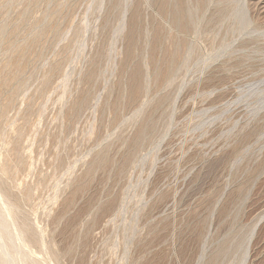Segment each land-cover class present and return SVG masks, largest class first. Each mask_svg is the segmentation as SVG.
Segmentation results:
<instances>
[{
    "label": "rangeland",
    "instance_id": "rangeland-1",
    "mask_svg": "<svg viewBox=\"0 0 264 264\" xmlns=\"http://www.w3.org/2000/svg\"><path fill=\"white\" fill-rule=\"evenodd\" d=\"M0 189V264H264V0H0Z\"/></svg>",
    "mask_w": 264,
    "mask_h": 264
},
{
    "label": "bare ground",
    "instance_id": "bare-ground-1",
    "mask_svg": "<svg viewBox=\"0 0 264 264\" xmlns=\"http://www.w3.org/2000/svg\"><path fill=\"white\" fill-rule=\"evenodd\" d=\"M0 201L2 202H0L1 204H0V208H2L3 206H4V208H3V213L0 211V253L2 254V255H5V256H10V253L12 252L11 251V245L12 244H10V246L6 243V242H4V239H5V236H6V234L7 233H10V230L12 229V228H14V227H12L11 228V226L12 225H10V222H12V221H8V215L11 217L16 211V207L14 206V204L10 201V199H9V197H7V196H5L4 195V193L2 192V190L0 189ZM3 204V206L1 207V205ZM264 217V212L262 213V214H260L257 218H256V220H254V223L252 224V226L250 227V231H249V233H248V235L246 236V252L244 253L245 255V257H244V260L246 261V255H247V248H248V246H249V243L251 242V239H252V236H253V234H254V231L256 230V228H257V225H258V223L260 222V220L262 219ZM11 220H13L14 221V219L12 218ZM15 222V221H14ZM20 224V223H19ZM14 225H17V224H14ZM22 226V225H21ZM16 230V229H15ZM27 230V229H26ZM26 230H25V226H24V228H23V226L22 227H19L18 226V230L16 231V232H18V233H16L15 232V234L14 233H12V231H11V233L13 234V238H15V240H19V241H21V242H23L24 244L27 242V240H25V232H26ZM10 233V234H11ZM29 233H30V231H29ZM7 236H10L9 234H7ZM11 237V236H10ZM9 237V238H10ZM8 237H7V239H9ZM12 238V237H11ZM28 238V237H27ZM29 239V238H28ZM6 240V239H5ZM14 240V239H13ZM14 240V241H15ZM9 241V240H8ZM11 242V241H10ZM12 243V242H11ZM15 243V242H14ZM13 243V245H12V247H14V244ZM204 250V249H203ZM0 254V255H1ZM242 256L243 255H241V258H242ZM3 257V256H2ZM24 257H27V256H25L24 255ZM29 262H31V260L30 261H28V262H26V260L24 261V263L23 264H31V263H29ZM244 262V261H243ZM240 263V262H239ZM36 264V263H35ZM245 264V263H244Z\"/></svg>",
    "mask_w": 264,
    "mask_h": 264
}]
</instances>
